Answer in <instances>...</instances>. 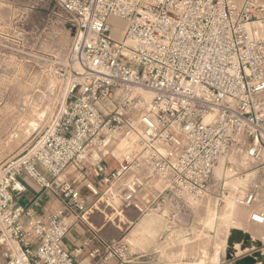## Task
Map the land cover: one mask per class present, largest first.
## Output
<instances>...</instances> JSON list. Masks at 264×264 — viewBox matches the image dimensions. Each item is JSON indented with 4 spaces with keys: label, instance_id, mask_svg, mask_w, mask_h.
I'll use <instances>...</instances> for the list:
<instances>
[{
    "label": "built area",
    "instance_id": "2783aa9c",
    "mask_svg": "<svg viewBox=\"0 0 264 264\" xmlns=\"http://www.w3.org/2000/svg\"><path fill=\"white\" fill-rule=\"evenodd\" d=\"M51 1L77 25L70 60L79 70L51 127L0 172V227L18 245L5 264H77L64 247L67 217L85 210L77 185L91 177L126 229L154 210L176 216L208 198L249 208L264 225V5ZM113 19L125 23L119 40ZM22 175L63 209L38 218L18 206ZM89 256L128 264L129 244L103 242Z\"/></svg>",
    "mask_w": 264,
    "mask_h": 264
},
{
    "label": "rangeland",
    "instance_id": "374dc122",
    "mask_svg": "<svg viewBox=\"0 0 264 264\" xmlns=\"http://www.w3.org/2000/svg\"><path fill=\"white\" fill-rule=\"evenodd\" d=\"M112 24L113 37L120 38L125 23L113 19ZM257 26L264 35V22ZM76 35L73 18L51 0H0V172L41 139L65 104L79 70L70 60ZM240 182L231 180L229 186ZM261 204L264 209V198ZM251 211L231 200L218 207L210 198L193 204L181 217L165 218L155 235L161 258L142 264H234L254 253L264 261V225L250 221ZM241 228L262 245L250 250L260 243ZM129 231L133 242L136 230ZM14 247L0 227V264L15 255Z\"/></svg>",
    "mask_w": 264,
    "mask_h": 264
},
{
    "label": "crops",
    "instance_id": "0c3cea01",
    "mask_svg": "<svg viewBox=\"0 0 264 264\" xmlns=\"http://www.w3.org/2000/svg\"><path fill=\"white\" fill-rule=\"evenodd\" d=\"M85 203V210L74 211L67 217L69 232L64 239V247L74 257L77 264H121L116 260L108 262H99L97 259L90 258L92 250L100 248L103 250V242L124 241L129 244L130 262L128 264H142L146 259L159 260L160 243L157 240L161 233L165 218H178L180 214L174 215L170 210H154L149 214L140 216L134 228L135 236L133 242L129 239L132 237L129 233L130 228L126 229L118 223L109 211L104 210L101 203L102 194L105 192V186L94 177L81 182L77 185ZM15 201L18 206L24 207L35 217H45L53 214L64 207V202L49 191L41 189L33 180L25 175L19 179V186L15 191ZM167 212V215H165ZM137 214L132 212L130 217L137 218ZM181 217V216H180ZM182 219L184 216L182 215ZM28 217L25 216L23 222L26 223ZM180 223L183 221H179ZM256 239L260 245L262 241L251 233L245 231ZM250 251V250H248ZM256 258V257H255ZM259 263H263L256 258Z\"/></svg>",
    "mask_w": 264,
    "mask_h": 264
},
{
    "label": "water",
    "instance_id": "95a60500",
    "mask_svg": "<svg viewBox=\"0 0 264 264\" xmlns=\"http://www.w3.org/2000/svg\"><path fill=\"white\" fill-rule=\"evenodd\" d=\"M241 250L242 251H245L243 248ZM231 255H232L231 253H228L227 252V257H228L229 260L232 259ZM254 255H255V253L252 254V255H249V256H245L243 258H240L237 261H235L234 264H263V263H259V261L255 258ZM218 256H219V254H218Z\"/></svg>",
    "mask_w": 264,
    "mask_h": 264
},
{
    "label": "bare ground",
    "instance_id": "6f19581e",
    "mask_svg": "<svg viewBox=\"0 0 264 264\" xmlns=\"http://www.w3.org/2000/svg\"><path fill=\"white\" fill-rule=\"evenodd\" d=\"M122 36H123V31H122V34H121V36H120V38H117V39H121L122 38ZM116 39V38H115ZM78 66V65H77ZM145 97L147 98V99H150L151 98V95L150 94H146L145 95ZM261 245H258L257 247H254V248H252V249H250V250H255V249H257V248H259ZM15 248V247H14ZM244 249V248H243ZM245 250V249H244ZM245 251H248V250H245ZM15 252H17V248H15Z\"/></svg>",
    "mask_w": 264,
    "mask_h": 264
}]
</instances>
